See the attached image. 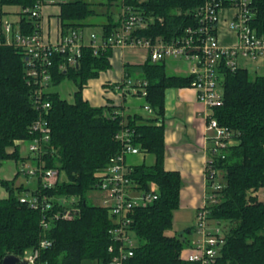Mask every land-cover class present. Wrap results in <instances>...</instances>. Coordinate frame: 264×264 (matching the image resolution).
I'll return each instance as SVG.
<instances>
[{
	"label": "trees",
	"instance_id": "trees-1",
	"mask_svg": "<svg viewBox=\"0 0 264 264\" xmlns=\"http://www.w3.org/2000/svg\"><path fill=\"white\" fill-rule=\"evenodd\" d=\"M36 0H0L4 6L33 7ZM61 1V0H60ZM153 21L134 34L138 37L162 38L170 42L183 34L188 26H195V10L204 0H124ZM255 10L252 27L264 33V0H253ZM59 20L65 30L82 27L94 11L82 0H62ZM25 31H32V22L23 20ZM118 24L110 20L102 27L101 37L108 38ZM97 34V33H96ZM98 35V34H97ZM113 49H101L97 55L84 47L78 65L61 69L64 57L53 59L51 86L71 81L75 86L72 102L50 92L45 96L51 104L47 113L50 142L55 150L45 156L47 168H57L66 179L49 193L57 197L74 195L79 198L78 210L70 219L56 222L47 238L52 246L42 252L47 264H86L109 260L107 248L114 242L107 209L89 204L87 192L95 186L94 173L103 169L116 155L121 144L115 135L123 128L122 117L113 114L114 107L105 104L94 107L83 99L82 91L89 80L111 67ZM25 61L20 49L0 44V161L20 158L15 143L31 140L35 134L30 126L38 114L32 106L31 88L25 81ZM126 77L138 76L147 82L145 101L155 118L143 120L139 116L126 118L125 128L132 132L131 142L153 154L151 166L133 167L131 178L140 190L156 184L158 197L151 204L132 213V235L138 240L129 264H193L180 258V251L190 244L192 229L182 235H167L172 228V214L179 208L181 177L177 171H165L163 161L164 127L163 96L166 88L189 86L192 76H167L164 61L152 62L149 57L135 67L125 65ZM132 68V69H131ZM222 105L215 109L221 126L235 133L237 143L227 147L214 164L206 170L220 172L217 202L208 206L209 215L223 222L226 229L224 244L216 264H264V204L249 193L264 187V73L251 76L247 69L223 71ZM8 147H14L7 153ZM211 157V155H209ZM223 156V157H221ZM8 197L0 198V264L4 256L20 257L24 250L39 241V214L19 201L27 192L22 185L14 187V179L1 180Z\"/></svg>",
	"mask_w": 264,
	"mask_h": 264
},
{
	"label": "built area",
	"instance_id": "built-area-1",
	"mask_svg": "<svg viewBox=\"0 0 264 264\" xmlns=\"http://www.w3.org/2000/svg\"><path fill=\"white\" fill-rule=\"evenodd\" d=\"M252 1L204 0L194 12L196 25L188 26L180 37L170 42L162 38L152 40L135 35L137 30L147 27L153 18L145 17L132 6L125 4L124 0H120V10L116 17L118 26L106 39L96 33L87 34L81 27H71L64 31L59 16L56 23L49 26L45 9L53 0H36L33 7L18 9L19 14L31 18L33 29L30 32L0 15V44L12 45L22 52L25 81L31 88L32 106L38 114L30 126L31 133L35 134L34 138L17 141V144H28V158L33 163L24 168L25 173L39 180V186L33 193L26 192L19 197L22 204L39 214L38 244L24 250L20 258L29 264H47L41 255L52 246V241L47 238L48 232L57 221L72 218L79 209V198L57 197L49 193L61 181V172L57 168L45 166V156L49 152V155L55 153V150L47 148L50 142L47 113L51 104L45 98L51 92L54 57H64L61 69L78 65L84 47L92 49L94 55L107 47L113 50L142 49L146 51L145 59L149 57L152 62L165 61L168 58L187 61L190 64L189 75L193 78L188 87L196 92L197 100L205 106L207 130L213 133L209 138L211 157H208L206 163V170H209L214 157L221 155V150L237 143L233 138L235 133L221 126L215 117V109L222 105L223 71L247 69L248 65L252 64L257 75L264 73V33H259L252 27L255 16ZM225 12L228 15L224 19L222 13ZM222 18L227 30L235 36L232 44L223 45L219 40ZM119 85L121 88L118 89L123 90L124 94L145 101L147 82L132 80L124 75ZM143 109L152 113L146 101ZM113 114L122 117L123 128L115 135L121 149L109 159L106 167L94 173L96 184L92 191L99 190L106 195L102 199L96 196L100 205L95 206L107 209L112 224L109 234L114 243L107 248L110 255L108 261L89 262L92 264H129L138 242L132 235V213L137 208L151 204L158 197L156 184L150 183L147 190H140L134 184L131 178L133 166L127 163L126 158L128 155L143 154L145 151L132 144V132L125 128L126 118L122 112ZM215 178V171L206 176L205 201L197 210L190 244L179 254L185 262L216 264L226 243L223 222L212 218L208 211V206L217 202V195L213 191L220 190V183H217ZM249 195L264 204V187L255 189Z\"/></svg>",
	"mask_w": 264,
	"mask_h": 264
},
{
	"label": "crops",
	"instance_id": "crops-1",
	"mask_svg": "<svg viewBox=\"0 0 264 264\" xmlns=\"http://www.w3.org/2000/svg\"><path fill=\"white\" fill-rule=\"evenodd\" d=\"M57 1L60 0H53V3L45 9L46 21L49 26H53L56 23L58 14L60 13V6ZM119 7L120 0H101L98 7L92 8L90 6L94 13L85 20L81 28L88 34L90 32L95 33V30L91 28L97 26L99 28L98 35H101L102 27L106 23L110 20H113L115 23L120 10ZM3 8L0 9V15L2 16L4 15L2 12ZM101 9H104V15H101ZM16 12H12L11 14H15ZM227 15V12L222 13L224 19ZM223 18L220 23L219 40L223 45L232 44L235 41V36L227 30ZM126 52L129 54L126 55ZM137 52L134 50H113V55L110 59L111 67L107 71L100 73L99 78L88 81L82 91L83 99L94 107H101L108 103L114 107V112L121 111L124 118L129 116H139L143 120L155 118L153 111L152 113H148L143 109L145 104L144 99L124 94L123 90L118 89L121 88L118 83L126 75L125 65L135 67L143 64L146 60V51ZM164 65L167 76L186 77L189 75L190 64L184 59L168 58L164 61ZM138 74L139 72H136L134 76H130L129 78L136 81L141 80ZM111 84L110 89L107 85ZM92 87L96 92L92 93V96H88V91ZM205 115L206 108L197 100L196 92L192 88L188 86H171L164 91L163 120L162 122H156L157 125L162 123L164 127L165 155L163 168L165 171H177L181 177L179 208L191 211L192 217H195V219L197 210L202 206L207 195L205 172L209 157V138L213 134L212 131L207 130ZM15 146L18 145L15 144ZM22 146L19 149V155L21 159L26 160V163L25 161L6 160L11 162V165L7 164L10 166L7 168V165L1 163L4 161H0V179L6 181L14 179L15 184L18 186L22 184L28 187L35 186L36 181L34 178L19 177L17 174V170L24 171L25 167L33 164L31 159L26 158V155H28L26 147L24 149V146ZM11 152L12 150L9 151V153ZM149 156H152L153 160L149 164H146L145 161ZM126 161L133 167L141 164L151 166L155 161V157L153 154L145 152L143 154L128 155ZM27 163L28 165H26ZM20 166L21 168H19ZM6 196L7 192L1 189L0 198H6ZM193 227L190 226L188 228L192 229Z\"/></svg>",
	"mask_w": 264,
	"mask_h": 264
},
{
	"label": "rangeland",
	"instance_id": "rangeland-1",
	"mask_svg": "<svg viewBox=\"0 0 264 264\" xmlns=\"http://www.w3.org/2000/svg\"><path fill=\"white\" fill-rule=\"evenodd\" d=\"M62 1V0H61ZM61 1H57L58 2V4L61 2ZM83 1H85V2H88L89 4H90V6L92 7V8H96V7H98V4H99V2H101V0H83ZM102 1H106V0H102ZM18 7V8H17ZM20 8V6H6V7H4L3 9H2V12L4 13V18H6V19H14L13 21L15 22V25H18V26H22V25H24V22H23V20L24 19H26L27 21H29L31 18H29V17H27V16H23V15H21V14H19V12H18V9ZM96 11H97V9H95ZM17 11V12H16ZM118 11V10H117ZM12 12H16L17 13V15L16 14H11ZM104 9H101V15H104ZM99 13V12H98ZM18 16V17H17ZM58 16H59V14H58ZM62 26V25H61ZM92 30H95L94 32L95 33H97L98 34V32H99V28L96 26V27H92L91 28ZM90 33H93V32H90ZM222 35V34H221ZM6 45V44H5ZM8 45V44H7ZM9 46H12V45H9ZM134 50V49H133ZM121 51H123V50H121ZM134 51H142V50H138V49H136V50H134ZM126 55H128L129 53H125ZM137 54H139V52H137ZM169 59H174V58H169ZM248 65V64H247ZM247 70L251 73V76L252 77H254L255 75H257L255 72H254V67H253V65L252 64H249L248 65V67H247ZM52 71V70H51ZM107 71V70H106ZM105 72V71H104ZM102 73V72H101ZM97 78H99V76L97 77ZM97 78H95V79H97ZM92 80H94V79H92ZM119 84V83H118ZM110 86H112V84L111 85H107V87L108 88H110ZM111 89V88H110ZM50 91L51 92H57V93H59V95H60V97L61 98H63V99H66L67 101H72L73 100V92L75 91V86H74V84L71 82V81H68V80H64V81H62L59 85H56V86H51L50 87ZM96 91H95V89L92 87V89H90V91H88V96H92L91 94L92 93H95ZM17 143H19V142H16V145H18V146H16V149H18V152H19V149H20V147H21V145H23V144H17ZM24 146V147H23ZM22 147L25 149V147H27L28 146V144L27 143H25L24 145H23ZM14 147H8L7 149H6V152L7 153H9V151H11L12 150V152L14 151ZM221 151H223V150H221ZM11 152V153H12ZM26 152H28L27 151V148H26ZM209 154H210V148H209ZM28 157V155H26V158ZM152 160H153V157L152 156H149L147 159H146V161H145V163L146 164H149L150 162H152ZM214 160H215V158H214ZM21 161V160H20ZM19 161V162H20ZM24 161H25V163H26V160L24 159ZM3 165H11L10 163V161H4V162H1ZM213 164H214V162H213ZM7 165V168H9L10 166H8ZM26 165H28V163L26 164ZM19 168H21V166L19 167ZM18 172H17V174L19 175V177L20 176H22V177H29V178H34L35 179V181H36V184H35V186H30V187H28V186H24L23 184H22V186H23V188L24 189H26L27 190V192H29V193H33L35 190H36V188L39 186V180L35 177V176H33V175H28L27 173H25V171H23V170H17ZM1 176V175H0ZM222 178V175H221V173L220 172H217L216 173V181H217V183H219V181H220V179ZM66 179V176H65V174L62 172V173H60V180L61 181H63V180H65ZM1 180H3V179H0V181ZM3 181H6V180H3ZM37 185V186H36ZM16 186H18V185H16L15 184V182H14V187H16ZM221 186V185H220ZM36 187V188H35ZM35 188V189H34ZM1 189H3L5 192H7V190L2 186V184L0 183V190ZM209 191V190H208ZM219 190H216V191H213V193H215L216 195H217V192H218ZM25 194V193H24ZM72 196H74V195H72ZM96 196H99V197H101V199L103 198V197H105L106 195H105V193L104 192H102V191H99V190H90L89 192H87L86 193V195H85V199L87 200V202L89 203V204H92V205H100V203H99V201L96 199ZM6 197H8V192H7V196ZM102 204V203H101ZM195 223H196V219H195V217L193 218L192 217V213H191V211H188V210H184L183 208H178L177 210H175L174 212H173V214H172V228L167 232V235H177V236H179V235H182L183 234V232L188 228V227H190V226H194L195 225ZM137 244H138V242H137ZM30 249V248H29ZM23 254V253H22ZM22 256V255H21ZM20 256V257H21ZM93 262V261H92ZM86 264H92V263H89V262H86Z\"/></svg>",
	"mask_w": 264,
	"mask_h": 264
},
{
	"label": "water",
	"instance_id": "water-1",
	"mask_svg": "<svg viewBox=\"0 0 264 264\" xmlns=\"http://www.w3.org/2000/svg\"><path fill=\"white\" fill-rule=\"evenodd\" d=\"M2 264H29V263L23 258H20L13 254H9L3 257Z\"/></svg>",
	"mask_w": 264,
	"mask_h": 264
}]
</instances>
